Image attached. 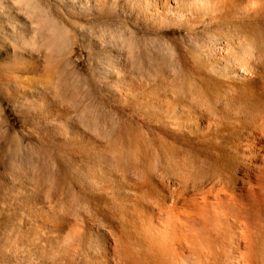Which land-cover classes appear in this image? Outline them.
Wrapping results in <instances>:
<instances>
[{
  "label": "rangeland",
  "instance_id": "374dc122",
  "mask_svg": "<svg viewBox=\"0 0 264 264\" xmlns=\"http://www.w3.org/2000/svg\"><path fill=\"white\" fill-rule=\"evenodd\" d=\"M263 132L264 0H0V264H157L142 226L261 185Z\"/></svg>",
  "mask_w": 264,
  "mask_h": 264
},
{
  "label": "bare ground",
  "instance_id": "6f19581e",
  "mask_svg": "<svg viewBox=\"0 0 264 264\" xmlns=\"http://www.w3.org/2000/svg\"><path fill=\"white\" fill-rule=\"evenodd\" d=\"M245 147L251 148L253 155L259 158L264 165V132L250 137ZM260 168L263 169V166ZM258 176L262 181L261 185L252 187L254 188H251L252 190L248 189L246 193L226 192L227 190L222 191V188L220 190L215 187L217 190H211L207 196L198 197L189 195V192L185 190L175 191L172 193L171 203L159 208L154 217L142 226L141 231L138 232L139 243L157 264H251L256 253L264 255V170ZM248 184L250 185V182ZM113 231L110 228L102 232L98 241L96 240L98 242L96 248L111 249L115 253L119 244V236ZM73 236H79L78 231L73 233ZM91 237L83 234L78 239L90 241ZM255 239L258 250L253 246ZM204 241H209L211 245H217L218 248L221 247L223 252L215 255L213 252H204L203 249L199 251L204 247Z\"/></svg>",
  "mask_w": 264,
  "mask_h": 264
}]
</instances>
